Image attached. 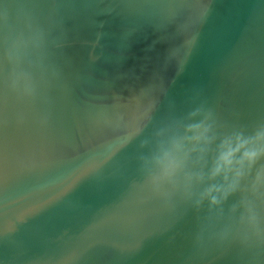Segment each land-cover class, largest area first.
I'll use <instances>...</instances> for the list:
<instances>
[{
  "label": "water",
  "instance_id": "water-1",
  "mask_svg": "<svg viewBox=\"0 0 264 264\" xmlns=\"http://www.w3.org/2000/svg\"><path fill=\"white\" fill-rule=\"evenodd\" d=\"M0 264H264V0H0Z\"/></svg>",
  "mask_w": 264,
  "mask_h": 264
},
{
  "label": "clouds",
  "instance_id": "clouds-1",
  "mask_svg": "<svg viewBox=\"0 0 264 264\" xmlns=\"http://www.w3.org/2000/svg\"><path fill=\"white\" fill-rule=\"evenodd\" d=\"M231 155V153H229L228 154V156H225L223 159H224V161H225V163H228V162H230L229 161V156Z\"/></svg>",
  "mask_w": 264,
  "mask_h": 264
}]
</instances>
